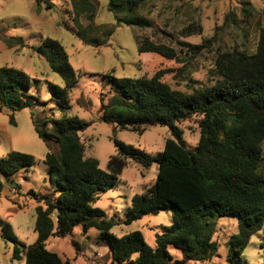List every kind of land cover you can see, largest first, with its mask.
<instances>
[{
    "label": "trees",
    "instance_id": "1",
    "mask_svg": "<svg viewBox=\"0 0 264 264\" xmlns=\"http://www.w3.org/2000/svg\"><path fill=\"white\" fill-rule=\"evenodd\" d=\"M77 28L75 35L83 42L100 46L114 33L111 28L104 39L89 37L79 21L88 12L94 21L95 5L89 0H71ZM145 0H109L108 10L115 13L118 23L147 27L151 21L137 15ZM52 8L53 3L47 2ZM251 12L246 11L249 15ZM236 22L233 12L226 21ZM94 26V25H93ZM92 28L96 29V26ZM186 29L185 35H190ZM10 47L25 46L22 37H5ZM198 54L206 43H184ZM50 69L63 80V86L50 83L52 100L64 115L31 114L38 136L54 141L57 152L49 151L44 161L49 165L51 182L57 195L31 191L36 207L35 244L19 246L8 222L0 220L2 237L14 243L13 259L24 252L26 264H75L46 248L52 236L64 237L81 225L84 232L98 229L99 239L110 245L113 264H186L189 261H210L217 254L219 244L214 239L216 220L223 216L238 218V231L231 235L228 260L243 264L241 255L252 236L264 228V172L261 162L264 154V29L256 51L249 53L234 49L218 54L215 61L213 83L193 87L190 92L172 88L162 80L166 70L152 76L116 77L105 74L111 85L109 95L101 94L100 119L120 129L142 133L146 126H166L171 137L164 149L154 156L144 149L126 144L114 137L116 154L108 161L107 170L93 157H85V145L80 133L92 121L69 115V93L79 82V73L71 62L64 45L47 37L35 47ZM138 52H153L169 60L181 62L178 51L148 37L138 40ZM32 77L21 68L0 67V108L19 111L33 107L39 98L30 93ZM194 115L199 120L200 137L194 149L183 140L180 123ZM10 122L15 124L14 115ZM133 160L145 168L158 164L155 183L145 192L131 199L125 224L161 210L172 211V224L157 234L152 247L140 231L118 237L112 228L121 221L106 218L104 212L93 207L101 196L116 185L128 161ZM32 154L13 150L0 158V196L4 180H13L21 169L35 164ZM19 188V184H17ZM53 215L56 216L54 220ZM181 251L175 259L169 247Z\"/></svg>",
    "mask_w": 264,
    "mask_h": 264
},
{
    "label": "rangeland",
    "instance_id": "2",
    "mask_svg": "<svg viewBox=\"0 0 264 264\" xmlns=\"http://www.w3.org/2000/svg\"><path fill=\"white\" fill-rule=\"evenodd\" d=\"M89 1L95 5L94 21L91 23L88 12L79 18L88 36L102 40L106 32L114 29L108 42L100 46L87 44L75 35L77 28L71 0H0V67L9 65L27 72L32 77L30 93L39 98V103L33 107L19 111L0 108V158L17 150L32 154L36 160L32 167L21 169L13 180H4L7 186L0 196V220L11 225L21 249L36 243V207L44 206L42 201L34 199L31 191L58 194L51 182L49 165L44 161L49 151H58V145L41 139L31 118L32 113L56 118L64 115L52 100L48 84L62 87L63 80L35 51L43 39L50 37L60 41L72 66L78 70L79 82L69 93L71 108L68 114L93 122L80 133L85 157L96 158L100 167L107 170L110 157L117 152L114 137L156 156L163 151L171 133L166 126H146L139 133L101 121V94L109 95L111 87L105 81V74L152 76L163 69L166 70L162 78L164 82L174 89L190 92L193 87L213 83L219 53L234 49L255 52L264 29V0H145L135 13L151 21L147 27L118 23L115 13L108 10L109 0ZM47 2L53 3V7L48 8ZM246 11L251 13L247 15ZM229 12L234 13L236 22L226 21ZM93 25L96 29L92 28ZM186 29L192 34L185 35ZM10 36L22 37L25 46L16 44L9 48L4 38ZM146 37L175 48L181 62L153 52L139 53L138 40ZM184 43H206V46L194 54ZM12 114L15 124L10 122ZM200 118L194 115L179 124L183 129L184 143L190 149H194L199 141ZM262 148L264 154V142ZM261 169L264 172V158ZM157 175L156 162L145 168L129 160L116 185L93 204L104 212L106 218L121 221L112 228L114 235L121 237L140 231L147 244L155 247L156 235L172 224L173 213L169 210L143 216L130 224L123 223L132 197L152 186ZM53 218L56 220L55 215ZM237 231V217L217 218L214 235L219 244L217 254L210 261H189L186 264H231L227 242ZM99 235L98 229L84 232L78 225L67 236L50 237L46 248L75 264H113L110 245L100 240ZM13 252L14 243L2 237L0 228V264H26L24 252L20 259H13ZM170 252L175 259H181L182 255L178 256L173 248ZM241 258L245 261L243 264H264V228L252 236Z\"/></svg>",
    "mask_w": 264,
    "mask_h": 264
},
{
    "label": "crops",
    "instance_id": "3",
    "mask_svg": "<svg viewBox=\"0 0 264 264\" xmlns=\"http://www.w3.org/2000/svg\"><path fill=\"white\" fill-rule=\"evenodd\" d=\"M6 186H7V185H6ZM6 186H5V188H6ZM5 188H4V189H5ZM237 224H238V218H237ZM170 248H173L174 250H176L177 255H178V256H181V251H180V250L175 249L173 246H170V247H169V250H170Z\"/></svg>",
    "mask_w": 264,
    "mask_h": 264
}]
</instances>
